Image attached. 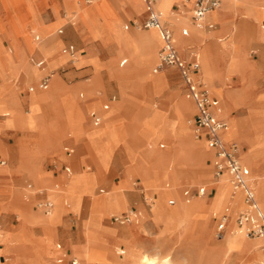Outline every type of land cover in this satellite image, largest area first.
<instances>
[{"label":"rangeland","instance_id":"374dc122","mask_svg":"<svg viewBox=\"0 0 264 264\" xmlns=\"http://www.w3.org/2000/svg\"><path fill=\"white\" fill-rule=\"evenodd\" d=\"M108 1L93 0L87 3L85 0H72V4L66 6V14L68 16H77L80 22L84 24L83 31L80 32V36L83 39H88L89 37L94 39L96 30L94 27L101 23L106 24L109 28L127 32L145 33L155 31L158 38V45L155 49L149 48L144 42L136 39L126 41L122 47L114 42L106 43L110 45L111 53L118 58L112 72L115 77H118L121 85L123 81L121 97L111 103L109 110H102L106 95L100 100L98 97L100 89L93 78H88L86 82L82 83L84 90L79 88L76 91L77 98L82 100L81 102L84 105L83 109L77 107V101L68 91L70 87L66 85L65 90L59 92L63 93L61 96L56 95L44 104H40L33 97L32 92L34 90L32 89L33 91L27 97L28 108L24 106L23 110L14 106H7L6 97L2 92L6 90V86L4 84L1 86L0 113L1 116L5 111H8L9 114L8 116H2L0 122L4 121L9 125L18 123L17 125L25 129H35L40 125L41 114L43 115L44 124L54 125L55 121L63 118L67 125L65 130L67 136L88 141L94 153L96 168H83L81 164L75 166L70 176L67 177L64 186L59 189L54 188L52 185L36 186L29 178L20 181L15 179V177L0 174V186L4 182L10 181L9 183L13 189L10 194H4L3 192V195H1L3 199H0L2 243L0 256L3 255L0 264H56L54 259L57 242H61L67 249H71L86 264H125L127 249L132 244L134 248L149 254L158 252L160 257L170 254L178 264H264V249L262 248L264 241L240 235L237 232V225L232 223L233 220L228 222V229L225 234L235 231L242 240L261 241L257 242L259 243L257 251L261 253L260 258L257 256L249 257V253L239 247L231 252H224L222 247L223 240L217 237V222L212 216V243L204 234L201 220L202 217L206 218L207 216L206 203L208 202L207 206H211L215 202L216 191L209 198L206 195L198 196L195 194L192 199L186 200L184 188L189 187L195 190L203 184L208 187L223 186L224 184H216L215 180L219 182L222 177L214 179L210 164L207 163V167L201 166L192 156L191 150L183 145L184 140H195V142L203 144L205 149L209 151L210 156V150L205 141L197 139L193 133L191 119L195 112L194 103L182 93L183 88L181 89L180 84L177 85L176 90L173 91L172 89L171 94L168 96V92H166L168 87L171 88L170 84H176V75L169 68L161 70L157 74H152L151 69L157 64L161 47L158 32L154 29L144 30V28L140 29L135 26L125 29L127 20L134 16L139 18L143 13L144 5L141 0H137L141 6L138 14L128 11L131 3L128 5L127 0H119L120 6L117 9L112 11L105 9L102 4H106ZM2 2V12L7 15L11 26L12 44L5 46L3 39L0 37V76L7 80V74L11 71V68L7 69L6 63H12L13 57L20 55L22 52V57L27 67L33 68L38 72L36 77H34L35 79H33L37 83L41 76L49 73L50 70L56 69L59 62H65L70 58L68 54L62 52L64 41L60 37L55 36L59 26L44 31L46 32V36H44V34L37 32L34 27L38 25L39 28H43L44 24L40 20L34 21L31 28L26 27V16L24 15V3L26 0H2ZM100 5L102 13L99 11L91 13L94 10H89ZM159 8L166 11V19L174 31L177 44L187 45L188 42L183 41L181 34L176 32L169 22L170 14L169 12L167 13L169 10L163 7ZM262 11L263 19H258V17L251 14L248 15L249 22L245 24L246 26L242 31L243 38L230 49V52H227L229 55L227 56L228 59L222 56L220 52V56L208 55L207 57L213 60L216 69L214 76L216 87L220 88L223 84V91L225 90L229 101L233 99L239 103L230 113L223 116L229 122L230 133L235 130L234 122L243 123L246 119L249 120L245 122L246 125L244 127L241 126V133L244 134L230 135L227 138L237 140L242 145H246L247 149L245 152L254 154L255 162L259 165V169L251 168V173L252 175L254 174L253 177L258 182L257 198L264 210L261 181V177L264 175V109L246 106L252 105L256 99L264 94V74L255 73L250 78L252 90L248 97V103H246L247 88L250 87L248 80L251 72L264 69V55L259 61H251L258 59L262 54L261 48L256 43H260L264 47V28L261 27L264 24V10L262 9ZM185 13L189 14L188 11ZM172 14L178 15L181 13L173 10ZM59 18V23L62 25L64 20L61 16ZM136 21L141 20L136 19ZM0 25L4 28L2 21ZM214 31H216L214 34L206 31L205 33L209 37L212 36L211 42L213 41L217 46L224 47L229 41L228 37L224 41H218L217 37L227 36L228 34L225 32L217 34V30ZM19 34L25 36L29 50L32 53L40 52L46 59L47 63L43 69L39 70L36 66L28 64L27 58L29 60L33 55L31 54L28 57V53L25 50L22 51L17 40ZM36 34L41 35L42 40L39 44L32 43V41H35L34 37ZM50 39L53 42L44 52V43ZM204 47L205 44L199 45V56L202 61L201 72L203 71ZM217 50L219 51V47H217ZM253 51H256V54ZM75 55L78 57L74 62L77 67L86 62L85 59L87 57L81 54L80 50ZM3 56H6L7 59L3 58ZM119 57L127 58L129 62L120 67ZM90 59L99 66L98 57ZM113 61L115 60H112L110 64H113ZM139 68H141V71ZM161 72H166L165 74L172 79L163 88L153 90L151 81H147V79L151 76H155V79H158L163 75ZM72 73L74 71L64 75L62 81L65 84L71 85L88 76H77L76 73ZM58 74L55 72L51 85L45 90L40 89V92L53 90L55 87L54 78ZM10 75H15V73H10ZM180 80L178 77L179 83L181 82ZM201 80L213 93L211 81L202 77ZM30 84L32 85V83H26L25 88ZM130 84L132 87L129 86ZM10 85L18 93L24 89L21 80L16 81L13 79ZM133 85L137 87L138 91ZM80 92H84V98L80 97ZM260 99V105L264 106V97ZM180 101L193 105V109L186 114L180 115L176 122L175 118L172 117L173 108ZM221 107L223 112H226V108L222 105ZM92 112L102 113L104 121L99 126L86 127L85 122L88 120L91 122V117L88 118V116ZM189 119L190 122L188 123ZM65 138L59 148L62 158H65L63 147L69 143ZM162 142L166 143L165 148L160 147ZM148 143H151L152 146H149ZM121 144L123 145V152L126 154V158L121 161L120 165L112 167L107 172L111 166L115 151ZM175 151L176 155H184L188 159L185 162L186 166L179 170L183 171V173L180 176L175 175L173 177L176 182H179L177 187L169 185L166 179L167 173H165L166 170L173 171L176 167L171 157L175 154ZM76 154L75 159L78 161L85 153L78 149ZM0 155L8 159L9 163L7 165H0L2 170H7L10 164V157L2 152H0ZM97 159L102 160L100 165H97L99 161ZM82 164L86 165L85 162ZM89 164L94 167L93 163L90 162L87 165ZM200 166L201 169L207 170V176L203 180H198L192 176L193 169ZM121 167H124V170L120 178ZM61 173L63 172L61 171ZM38 176H41V174H38ZM38 176L33 177L36 182L40 178ZM136 179L140 180L144 185V192L138 189L135 190L133 184ZM30 183L33 185L32 187L28 186ZM100 188H105V192L100 193ZM46 189L48 190V198L53 202V206L49 209L50 213L37 206L38 197L34 193L37 190ZM232 195L233 192L229 188L227 197L218 202V204L213 205L214 216L225 211L227 207L234 206V212L242 208L241 195H236L235 199H232ZM15 196H17V199L14 201ZM170 198L176 199V204L171 205L169 203ZM181 199L184 203L193 206L187 222H182L183 219L179 215H175L176 212L184 210ZM30 211H36L41 220L32 223L25 219L24 216L29 214ZM123 211H132V220L124 224L113 222L111 217ZM168 211L171 216L166 215ZM200 214H203L201 215L202 217H200ZM234 216L233 214L232 219H234ZM136 218L139 221V227L137 228L134 224L136 223ZM151 225L158 227V231L153 230ZM139 230H142L144 234L136 237L134 233ZM180 230L185 231L182 232ZM6 231L13 235L11 238L14 243L10 252H6L5 240L2 242V234L5 235ZM112 235L116 237L114 240L110 239ZM19 237L21 238L18 239ZM85 247L95 250L96 254L102 258V261L89 263L84 259L82 252ZM31 248L36 251L39 249L37 254L41 251V255H38L42 259L37 260L36 256L34 257L32 253L30 254ZM121 249H123V254H121Z\"/></svg>","mask_w":264,"mask_h":264},{"label":"crops","instance_id":"0c3cea01","mask_svg":"<svg viewBox=\"0 0 264 264\" xmlns=\"http://www.w3.org/2000/svg\"><path fill=\"white\" fill-rule=\"evenodd\" d=\"M127 1H128L127 2L128 5H130V3H131V5L128 7V11L130 13L138 14L139 9H141V6L137 2V0H127ZM142 1L143 0H141V2ZM169 1L172 2L171 8L174 11L181 13V14H186L185 12L188 11L190 14V17H191V23L194 26H196L194 23V20H193V11H192L194 0H169ZM114 2H116V3H114ZM226 2H227V0H224L223 4H225ZM69 4H72V0H26V2L24 3V12H25L24 15L26 16L25 24H26V27L31 28L32 23L34 21L40 20L44 24L43 25L44 29L39 28L38 25H37V27L36 26H34V27H35L37 32H39L40 34H44V36H46V32H44V31H48L50 29H53L56 26H59L55 32V36L60 37L65 43L63 48H62V52L64 53L63 49L67 45L74 44L75 48H76V52L80 50V53L87 57L85 59L86 62L83 63L81 66L77 67L74 64V62H72L70 60V58L67 59L65 62L61 61V62H59L56 69H54L50 73L44 74L43 76H41L39 78V81L37 83H35V82L30 81V80H32V74H31V72H29L27 64L24 61V58L22 57V52L20 53V55H15L12 59V63H9V62L6 63V68L7 69L11 68V71L7 74V77H6L7 80H5V78L0 76V91L2 90L1 86L4 84L6 86V90H4L2 92H3L4 96L6 97L8 107L14 106V107L21 109V110H23L22 108L24 106H27V108H28L27 97L33 91L31 89V87H33L34 90L35 89H42V90L47 89L52 83L51 77H52V73H54V72L59 73L60 81L63 84H65L62 81L64 79V75L69 73V72L74 71V73H76L77 76L88 75L85 79L78 80V81L72 83L71 85L65 84L66 86L70 87L68 89V91L70 92L71 96L73 95L75 97V100L77 101L76 105L78 108L81 107L83 109L84 105L81 102L82 100H79L77 98L76 91L79 88L84 90V88L82 87V83L86 82L88 78H93L95 80L94 82L98 85V87L100 89V92L98 93V97L100 98V100L103 96L106 95V101L102 104V110L103 111L109 110L111 107V103L113 101L118 100L121 97L123 81H122V85H121L118 77H115V75L112 72L113 71L112 69L115 68L114 65H115V62L117 61L118 58L111 53L110 45H108L106 43L114 42L117 44V38L123 37V31H121L120 32L121 35L116 36V38L114 36H107L108 27L106 24L101 23L100 25H97L94 27V29H96L94 39H92L93 37L92 38L89 37L88 39H83L80 36V32L83 31L84 24L82 22H80V20L77 16H75V15L74 16L73 15L68 16L66 14V6H68ZM119 4H120L119 0H109L106 4H102V6L108 7L112 11L114 9H117V6L119 8V6H120ZM142 4L144 5V9H143V13L140 15V17L138 18L137 16H134L133 18L127 20L128 22L126 24L132 23L136 19L144 20L147 17L148 12H147L144 1L142 2ZM156 7L158 9L162 10V8L158 7V1L156 4ZM2 9H3V2H2V0H0V22L2 21L3 26H4V28H2L0 25V37L3 39V44L5 46H9L10 44H12L11 35H10L11 26H10V22L8 20L7 15L2 12L3 11ZM263 10H264V7H263ZM212 14L209 16V18L213 22L207 17L206 24L212 23L213 26L210 27V26L206 25V26L202 27L201 29H204V31H206V32L212 31L211 32L212 34H214L216 32L214 30H217V34L223 33L224 29L222 28V24L220 22L217 23V21L212 16ZM59 16H61L62 19L64 20L62 25H60V23H59V19H60ZM124 20H126V19H124ZM261 27L264 28V24H262ZM179 28H180L181 35L184 37V41L188 42V44L185 46H182V45L177 44V42L175 41V45H176L180 55L187 60H189L191 58L190 52L192 50L195 49L199 53V45L203 44L205 41H208L210 43L212 40V39L206 38V36H202L200 34H194L193 35L191 29L186 27L184 24H181V26H179ZM183 28L187 29V33L183 32ZM59 29H63V31L60 33ZM148 29H151V28H144V30H148ZM40 34H36L37 36L35 35L37 40L40 39V37L38 36ZM158 35H159V33H158ZM173 36H174V31H173ZM160 37L161 36L159 35V39L161 42L162 39ZM220 38H221V40H220ZM226 38H227V36H219V37H217V40L218 41H224ZM17 40H18V43H19L22 51L25 50V52L28 53V57L31 54L33 55L30 57L29 60L27 58L28 64L36 66L39 70L43 69V67L47 63V61L43 57V55L40 52H33L32 53V51L29 50L28 44H27V42L25 40V36L23 34H19L17 36ZM34 40H35V37H34ZM41 40L34 41V42L32 41V43L33 44H39L41 42ZM52 42H53V40L50 39L44 43V47H43L44 52L47 50V47H49ZM256 44L259 45V47L261 48L262 54L258 59L251 60V61H259L264 55V47L260 43H256ZM161 47H162V45H161ZM161 47H160L159 51L161 50ZM253 53L256 54V51H253ZM64 54H66V53H64ZM199 55H200V53H199ZM92 57H98L99 58V66H97L94 62L91 61L90 58H92ZM3 58L7 59L6 56H3ZM119 58H120V62H119L120 67H123L124 65H126L129 62L127 58H123V57H119ZM199 59H200V56H199ZM112 60H115V61H113V64H110V62H112ZM38 61H44V62L41 65H37L36 63ZM155 65L153 66V68L155 67ZM153 68L151 69L152 74H157V72L153 71ZM168 68L170 71L174 72L176 75V84L175 83L172 85L170 84L171 88L168 87V89L166 91V92H168V96L171 94L172 89H173V91L176 90L177 85L180 84L181 89L183 88L182 93L194 103V101L186 95V87L184 85L180 71L175 67H167L163 70H166ZM201 70H202V61L200 59V69L198 72V76L200 78H201ZM10 73L11 74L15 73V75H10ZM74 73H72V74H74ZM165 73L166 72H161V74H165ZM255 73L264 74V69L259 70V71L254 70L253 72H251L249 80H248L250 87L248 88V96H247L246 103H248V97H249L250 92L252 90L250 78ZM48 76L50 79L48 87L47 88L40 87V82L42 81V79H44L45 77H48ZM177 76L179 77V79H181L180 83L178 81ZM13 79H15L16 81H20V80L22 81V85H23L24 89L20 93L14 91L13 88L11 87L10 82ZM26 83H32V85L30 84L27 88H25ZM19 85H21V84H19ZM129 86H131V84ZM145 87H146V84H145ZM135 88L137 89V87H135ZM137 91H138V89H137ZM213 95L219 100V106L221 109L220 98L215 94H213ZM80 97L81 98L85 97L84 92H80ZM261 97H264V94ZM260 98L256 99L252 103V105L249 104L246 106H249V107L254 106V107H259L260 109H264V106L260 105V102H261ZM105 106H107V107H105ZM194 107H195V112H194V114H195L196 113L195 103H194ZM219 112L220 111L216 112L217 115L219 117L225 118V117H223V115L220 116ZM194 114H193V116H194ZM41 116L43 118L42 114H41ZM89 117H91V122H90V120L85 122L86 127L99 126L104 121L103 115L100 112H92L88 116V118ZM97 117L100 118V122L98 124L95 123V119ZM1 118H2V116L0 113V120H1ZM42 118H40V120H39L40 125L35 129H25V128L21 127L20 125H17L18 123H12V125H9V124H6L4 121L0 122V152L7 154L10 157V164L8 165V169L2 170V168L0 167V174L1 175L6 174V175H9V177L10 176L15 177V179L20 180V181H23L24 179L29 178L34 182V184L36 186H50V185H52L54 188L59 189V188H62L64 186L67 177L70 176L71 172L75 169V166H79L81 164V166L83 168H89V169L96 168L94 153H93L92 149L90 148L88 141L78 140L77 138H74L73 136H67L65 134V130H66L67 125H66V122L63 118L60 119L59 121L58 120L55 121L54 125L53 124H44ZM225 119L227 120V118H225ZM29 126H31V125H29ZM226 131H225V133H226ZM225 133L223 135L224 139H225ZM64 138L67 139L69 141V143L63 147L64 153H65V155H64L65 158H62V156L60 155L59 148H60V144L64 140ZM225 140L228 142L229 141H237V140H227V139H225ZM237 142L240 145V156H241L242 161L248 167H250L245 162V160L243 158V153L247 149V146L242 145L239 141H237ZM148 145L152 146L151 143H148ZM160 147L165 148L166 143L165 142L160 143ZM208 148L210 150V156L207 159V163L210 164L211 169H212V176L214 179H216L214 176V165H213L214 150L211 149L209 146H208ZM78 149L83 151L85 154L83 156H81L78 161H76L77 159H75V158H76V155H77L76 153H77ZM124 158H126V154L123 152V145L121 144L117 147L115 154H114V157H113V160H112V163H111V166L109 167V170H107V172L110 171L112 167L114 168L116 165H120L121 161H123ZM3 160L5 161L4 164L1 163V161H3ZM97 160H99V159H97ZM83 162H85L86 165L82 164ZM90 162L93 163L94 167L91 164L87 165ZM8 163H9L8 159H6L0 155V165L4 166V165H7ZM101 163H102V160L100 159L97 162V165H100ZM66 166L70 167V169H71L70 172L66 171V169H65ZM123 170H124V167H121L120 178L122 176ZM61 171L63 173H61ZM38 174H41V176H38ZM224 174H226V173H224ZM34 176L40 177L37 180L38 182H36L33 179ZM120 178H119V180H120ZM141 181H142V178H141ZM141 181L140 180L138 181V179H136L134 181L133 186L135 187V190L138 189V190H141L142 192H144V185L141 183ZM9 182L10 181L4 182V184H2L0 186V199H3L1 197V195H3V192H4V194L5 193L10 194V191L13 190L11 187L12 185H10ZM114 182H116V181H114ZM28 186L32 187L33 185L30 183ZM201 186H206V192L204 195H206L208 198L213 196L215 191L217 190L216 186L208 187L205 184L198 186L195 190H192L189 187H185L184 188L185 199L190 200V199H192V197L195 194L198 196H202V195L198 194V189ZM38 189H40V188H38ZM186 190H190L192 192V194L186 195L185 194ZM99 192L104 193L105 188H100ZM34 193L38 197L37 206L40 207L41 209H45V211H46V208L41 207L39 205V203L42 201H45L46 199H49L48 198V190L47 189L46 190H37ZM14 198H15L14 199V201H15L17 199V196H15ZM171 199H174V198H170L169 203H170ZM174 200H175L174 204H176V199H174ZM47 212L50 213L49 210ZM222 213H220V214H222ZM237 213H238V209L235 212H234V210L232 212V217L230 220H233V222H232L233 224H236L235 218H236ZM88 214H89V210H88ZM220 214L213 216V218L216 220L217 224L219 221ZM233 214L235 215L234 219H232ZM120 224H124V223H120ZM151 227H153V230L158 231L157 230L158 227H156V226L154 227V225H151ZM227 229H228V226H227L223 236L225 235ZM134 234H136V237H137L140 235L143 236L144 233L142 230H139V231H135ZM5 235H6V233H5ZM5 235L2 238V242H4V240H5ZM223 236L220 238L218 237V238L221 239V238H223ZM114 238H116V237H114L113 235L110 236L111 240H114ZM58 243H60L62 245L61 251H59L57 249ZM57 244H56V248H55L56 249V255H55V259H54L56 264H66L67 263L68 259L66 260L65 263H59L57 260L58 256L60 255V253L62 251L68 253V258H70L72 256H76L81 261H83L79 256H77L75 253H73V251L71 249H67L61 242H57ZM0 247H2L1 239H0ZM0 251H2V248H0ZM123 253H124L123 249H121V254H123ZM2 256L3 255L0 256V260H1ZM249 257H254L253 253L249 254Z\"/></svg>","mask_w":264,"mask_h":264},{"label":"bare ground","instance_id":"6f19581e","mask_svg":"<svg viewBox=\"0 0 264 264\" xmlns=\"http://www.w3.org/2000/svg\"><path fill=\"white\" fill-rule=\"evenodd\" d=\"M114 3H116V2H114ZM171 3L172 2L169 1V0H158V7H163L165 9L169 10V11H167V13L169 12V14H170L169 22L174 27L176 32L180 33L179 26H181V24H184L186 27L191 29L193 35L194 34H200L202 36H206V38H209V39L212 38V36L209 37L205 33L204 29L198 28V27L194 26L191 23L190 14H188V13H186V14H178V15L177 14H172L173 9L171 8ZM223 3H224V0H222V4H221L222 7L220 6L221 8L219 7V8H216V9L212 10L207 15V17L209 18V16L214 12L212 14V16L215 18V20L218 23L220 22L222 24V28L224 29V32L228 34L227 37H228L229 41L227 42V44L224 47L223 46H221V47L217 46L216 44H214L215 42L213 43V41L210 42V43L208 41H205L203 43V45L205 44V47H204V55H203V71L201 72V77L202 78L209 79L211 81V85H212V88H213V94L217 95L220 98L221 105L226 108V112H223V108L222 107H221V109H219V111H220L219 115L220 116H222V115L224 116V115H227L228 113H230L231 110H233L234 107H236V105L239 104V103H237L236 100H233V99L231 101H229L225 90L223 91V89H224L223 88V84H222V86L220 88L216 87L215 79H214V76L216 74V69L214 67L213 60L212 59H208L207 56L208 55H214V56L218 55V56H220V54H219V52H220L222 54V56H225L227 58V56H229L227 54V52L228 51L230 52V49H232L234 47V45L239 43L241 41V39L243 38L242 31H243V29L246 26L245 24L247 22H249L248 15L251 14L252 16L258 17V19L259 18L263 19V15H262L263 11H262V9L264 7V5H263L264 4V0H227V2L225 4H223ZM100 7H101V5L100 6H95L93 9H89V8H87V9L94 10L91 13H93L95 11L96 12H98V11L101 12L102 9ZM117 8H118V6H117ZM105 9H109V8L105 7ZM158 10L161 13L162 19L164 21H167L166 15H165L166 11H164L163 9L162 10L158 9ZM151 29H155V28H151ZM155 30H157V29H155ZM120 32H121V30H116V29H112V28L108 27L107 36H114L116 38V36L121 35ZM207 32L211 33L212 31H207ZM158 33H159V31H158ZM159 35H160V33H159ZM36 36H35V41L41 40V36L40 35H38L40 37L39 40H37ZM174 38H175V36H174ZM181 38L184 41V37L182 35H181ZM132 39L133 40L136 39V40L142 41L149 48H152V49H155L157 47V45H158L157 33L155 31H148V32H145V33H138V32H127V31H124V30H123V37H121V38L118 37L117 38V45L122 47L125 44L126 41H129V40H132ZM220 40H221V38H220ZM175 41H176V38H175ZM217 43H218V41H217ZM161 45H162V41H161ZM217 47H219V51L217 50ZM39 50H40V48H39ZM237 54H238V56H240L239 53H237ZM77 58L78 57L75 55L74 62L77 60ZM233 61H234V59H233ZM28 70L32 74V80H30V81L34 82L33 79H35L34 77H36L38 72L35 69L30 68V67H28ZM139 70L141 71V68H139ZM50 72H52V70H50ZM54 73H52L51 80L54 77ZM54 79H55V87H54L53 90H51L49 92H40V89H36V91L33 89L34 91L32 92L33 93L32 95L37 101L40 102V104H44L46 101L51 100L56 95L61 96V94H63V93H59V92H63L66 87H65V84H63L60 81L59 74ZM171 79L172 78H170L166 74H163L158 79H155V76L148 77L147 81H151L152 86H153V90H158L160 88H163L165 85H167L168 81H170ZM191 109H193V105H191V104H189L187 102H184V101H180L173 108L172 117L175 118V120L177 122V119H178V117L180 115L186 114ZM2 114H3L2 116H7L9 114V112L5 111ZM45 115H47V114L45 113ZM246 121L248 122L249 120L246 119L243 123L234 122L235 130H233V132H231V133H230L231 129H230V127H228V129H227V131L225 133V139L230 140V139L227 138L230 135L233 136V135H236V134H239V133L240 134H244V133H241V128L246 125V123H245ZM189 122H190V119L188 120V123ZM183 145L188 147L189 150H191L192 156H194L196 161H198L201 166L207 167V159L209 158L208 157L209 156V151L205 149L203 144H201L199 142H195V140H190V141L184 140V144ZM174 153L175 154L173 156H171V157H172V161H173V163H175L176 167L174 168L173 171L166 170L165 173H167L166 174V177H167L166 179H167V182L169 183V185H173V186L177 187V184L179 185V182H176V180H174L173 177L175 175L176 176H180L183 173V171H179V170L186 166L185 162L188 159L185 158L184 155L183 156L176 155V151ZM244 160L250 166V168H252V169L258 168L259 169V165L255 162V158H254V154L253 153L245 152L244 153ZM201 166L198 167V168L193 169L194 171L192 172V176L194 178L198 179V180H203L205 178V176H207V170L206 169H201ZM253 175L251 173V179L253 180L254 186L256 188V194H257L258 182L256 181V179H254ZM221 177L222 178H220L219 182L217 180H215V183L218 184V185L219 184H224V185L223 186L222 185L216 186L217 190H216V194H215V202L213 203V205L218 204V202H221L223 199H225L227 197V195L229 194V188H231V191L233 192V187H232L231 182L228 179L227 174H223ZM261 181H262V187H263L262 194H263V200H264V175L261 177ZM226 182H228V183L226 184ZM118 188H120V187H118ZM241 199H242V203H243L242 196H241ZM180 201L184 205V210L185 211L181 210L179 212H176L175 215H179L183 219L182 222H187L188 221V217H189V213H190L191 209L193 208V206L191 204L188 205V204L184 203L182 199ZM207 203H206L207 216H206V218H203L201 216L203 214H200V217H202L201 222L203 223V229H204L203 232L206 235V237L209 239V241H211V243H212V237H211V232H212L211 216L213 217L215 213L212 210L213 205L207 206ZM51 207L47 208V211L49 209H51ZM231 207H234V206H231ZM126 212L128 214H131V220H132L133 212L132 211H123V213H126ZM166 215L171 216L169 211L166 213ZM24 217H25V219H28L32 223L39 222L41 220L39 218L38 214L36 213V211H34V212L30 211V213L25 215ZM135 222L136 223H134V224H135L136 228L139 227L138 219ZM180 231H182V230H180ZM184 231H182V232H184ZM237 232L240 235L246 236V234L243 231V229L239 228L238 226H237ZM237 232L231 231L229 234H227V235L225 234L224 237L221 238V240H223L222 241V247H223L224 252H226V253L227 252H231L234 249L239 247L242 250L247 251L249 254L253 253L254 256H257V257L260 258V254L261 253L259 251H257V248H259V245H258L259 243H257V242H261V241L263 242L264 238L263 237H259L258 239H260L261 241H257V242L242 240V239L239 238ZM2 236H4V234H2ZM11 237H13V235L10 232L6 231V235H5L6 252H10L11 249L13 248L14 241H13V239ZM20 238L21 237H19L18 239H20ZM0 239H1V231H0ZM255 239H257V238H255ZM132 245H129V247L127 249L125 264H128V263H131V264H178V263H176L174 261L173 256H171L170 254H167L165 256H161L160 257V253H158V252L157 253H153V254H149V253H147V252H145L143 250H139V249L134 248ZM34 250H33V248H31L30 249V254L32 253V255H34V257L36 256L37 260L42 259L41 256H39V255H41V251H40V253H38L39 254L38 255L37 252H39L38 251L39 249L37 251L36 250L34 251ZM82 257H84V259H86L89 263L92 262V261H94V262L95 261H102V258L96 254L95 250L89 249L87 247H85L84 251L82 252Z\"/></svg>","mask_w":264,"mask_h":264},{"label":"built area","instance_id":"2783aa9c","mask_svg":"<svg viewBox=\"0 0 264 264\" xmlns=\"http://www.w3.org/2000/svg\"><path fill=\"white\" fill-rule=\"evenodd\" d=\"M91 2L92 0H85ZM147 9V17L141 21H133L125 25L128 29L130 26L137 28H155L159 31L162 39V47L158 54V62L153 68L154 72H159L167 67H175L180 71L184 85L186 87V95L191 98L196 105V113L191 119V126L195 137L203 140L214 150V176L219 179L224 173L227 174L229 181L233 187L232 199L236 195L243 197V206L238 209L235 218L236 225L243 229L248 238H264V210L257 198L256 188L251 179V169L241 159L240 145L237 141H226L223 137L225 131L229 127V122L225 118L219 117L216 111H219V100L210 92L204 82L198 76L200 69V59L197 50L190 52V59L183 58L176 45L173 36V29L167 21L161 17L160 11L156 7L158 0H143ZM222 0H194L193 3V20L197 27H212V23L206 24L207 15L214 9L219 8ZM63 29H59L61 33ZM183 32L187 33V29L183 28ZM64 53L70 56V60L74 62L76 48L74 44H69L63 49ZM44 61H38L36 64L41 65ZM49 76L42 79L40 87L47 88L49 85ZM33 89V87H31ZM107 107V106H105ZM100 118L95 119V123H99ZM2 164L5 161H1ZM67 172L71 169L65 167ZM206 186L198 189V194L204 195ZM186 195H191L190 190L185 191ZM171 204L175 203L174 199L170 200ZM41 207L50 208L53 203L50 199H46L39 203ZM233 207H227L220 214L217 224V237H222L228 222L232 217ZM113 222L126 223L131 221V214L120 213L111 217ZM264 249V243L262 245ZM57 249L62 250V245L57 244ZM68 259V260H67ZM59 263L66 264H86L78 257L72 256L68 258L67 252H61L57 258ZM96 264V263H90Z\"/></svg>","mask_w":264,"mask_h":264}]
</instances>
